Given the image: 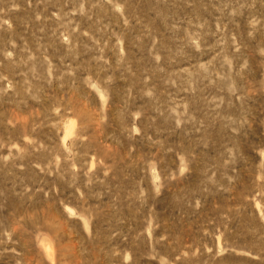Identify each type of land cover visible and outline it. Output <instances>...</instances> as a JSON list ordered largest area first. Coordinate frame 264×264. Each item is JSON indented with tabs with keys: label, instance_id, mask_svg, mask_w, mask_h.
<instances>
[{
	"label": "rangeland",
	"instance_id": "rangeland-1",
	"mask_svg": "<svg viewBox=\"0 0 264 264\" xmlns=\"http://www.w3.org/2000/svg\"><path fill=\"white\" fill-rule=\"evenodd\" d=\"M0 264H264V0H0Z\"/></svg>",
	"mask_w": 264,
	"mask_h": 264
}]
</instances>
